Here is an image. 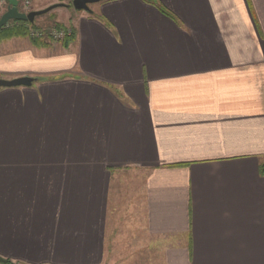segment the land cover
Here are the masks:
<instances>
[{
	"label": "crops",
	"instance_id": "1",
	"mask_svg": "<svg viewBox=\"0 0 264 264\" xmlns=\"http://www.w3.org/2000/svg\"><path fill=\"white\" fill-rule=\"evenodd\" d=\"M68 8L61 42L0 40L36 80L0 88V257L264 264V0Z\"/></svg>",
	"mask_w": 264,
	"mask_h": 264
},
{
	"label": "water",
	"instance_id": "2",
	"mask_svg": "<svg viewBox=\"0 0 264 264\" xmlns=\"http://www.w3.org/2000/svg\"><path fill=\"white\" fill-rule=\"evenodd\" d=\"M8 3L7 12L0 19V30L6 27L11 21L16 22H26L30 24H34L38 17L44 16L51 12L52 10L59 8L61 6H65L63 4H58L49 7L43 11H34L31 13H22L19 10L20 2L19 0H6ZM107 0H73L72 6L77 12H86L92 13L90 6L100 4ZM36 80L30 77H22L15 80L7 81L0 80V88H18V87H31ZM0 263L7 264L8 261L2 257H0Z\"/></svg>",
	"mask_w": 264,
	"mask_h": 264
},
{
	"label": "rangeland",
	"instance_id": "3",
	"mask_svg": "<svg viewBox=\"0 0 264 264\" xmlns=\"http://www.w3.org/2000/svg\"><path fill=\"white\" fill-rule=\"evenodd\" d=\"M30 2V6H27V9L25 8L24 9V7H20V5H19V10H20V12H22V13H26V14H28V13H31V12H34V11H43V10H46V9H48L49 7H51V6H48L47 8H45V9H42V10H37L36 9V6L35 5H33V2H32V0H29ZM19 2H20V0H19ZM72 2L73 1H67V2H63V1H60V3H57V4H54V5H60V4H63V5H65V6H61V7H59V8H56V9H54V10H52L51 12H49L48 14H46V15H44V16H41V17H38L37 19H36V21H35V23L33 24L35 27H36V31L37 32H39L38 34H45V36H46V38L45 39H47V41H49V38H51V37H53L52 35H53V33L55 32V31H57V30H55V28H56V25H59V24H57V22H56V19H55V17L56 16H59V15H62V14H66L67 13V11L68 10H66V8H68V6H72ZM20 4H21V2H20ZM54 5H52V6H54ZM1 7V6H0ZM94 7H95V5H92V6H90V8H91V10H93L94 9ZM2 8V7H1ZM68 9H71V10H73L74 12L73 13H75V14H77L78 12L77 11H75V9L73 8V7H70V8H68ZM7 12V10L3 13V15L5 14ZM79 13H86V12H79ZM74 14V15H75ZM92 14V13H91ZM2 15V16H3ZM1 16V17H2ZM1 17H0V19H1ZM14 25V22H10V26H13ZM6 27H9V26H6ZM72 27H70V29L68 28L67 30H65L66 32H67V34H66V36H68L70 33H71V31L73 30V29H71ZM35 32V30H30V33H34ZM36 32V33H37ZM0 36H2V34H0ZM30 36V35H29ZM65 36V37H66ZM64 37V38H65ZM63 38V39H64ZM63 39H61V40H63ZM61 40H56V39H54L53 38V41L54 42H61ZM139 243V245H138V247L140 246V244H142L141 242H138ZM137 243V244H138ZM131 259H127V261H130ZM120 262V260H119V258H117V259H113V261L110 263V264H117V263H119ZM1 264V263H0ZM121 264V263H120ZM128 264H135V260L133 261V262H128Z\"/></svg>",
	"mask_w": 264,
	"mask_h": 264
},
{
	"label": "trees",
	"instance_id": "4",
	"mask_svg": "<svg viewBox=\"0 0 264 264\" xmlns=\"http://www.w3.org/2000/svg\"><path fill=\"white\" fill-rule=\"evenodd\" d=\"M14 22V25L11 27L10 23L7 25L9 27H4L0 30V40L1 39H8V38H14V37H29L32 33H30V30H36V27L33 24L26 23V22ZM57 28H62L61 26ZM73 35L69 38H67L66 43H69L73 41ZM36 42L39 44L40 42H44V40L37 39ZM41 45V44H40ZM262 174L264 175V166L262 167ZM7 264H12L10 261H8Z\"/></svg>",
	"mask_w": 264,
	"mask_h": 264
},
{
	"label": "built area",
	"instance_id": "5",
	"mask_svg": "<svg viewBox=\"0 0 264 264\" xmlns=\"http://www.w3.org/2000/svg\"><path fill=\"white\" fill-rule=\"evenodd\" d=\"M29 2H30L29 0H24V2L22 3L23 4L22 7H24V9L25 8L27 9V6H30ZM66 34H67L66 31L61 30V31H55L52 36L56 40H61L66 36Z\"/></svg>",
	"mask_w": 264,
	"mask_h": 264
}]
</instances>
